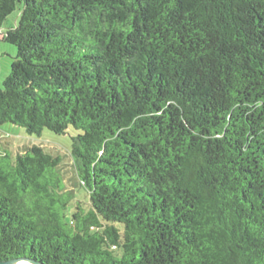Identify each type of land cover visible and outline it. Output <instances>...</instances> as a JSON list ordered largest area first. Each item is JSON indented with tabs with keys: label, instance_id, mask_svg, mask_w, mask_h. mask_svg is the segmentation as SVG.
Returning a JSON list of instances; mask_svg holds the SVG:
<instances>
[{
	"label": "trees",
	"instance_id": "1",
	"mask_svg": "<svg viewBox=\"0 0 264 264\" xmlns=\"http://www.w3.org/2000/svg\"><path fill=\"white\" fill-rule=\"evenodd\" d=\"M0 39V124L75 129L79 185L0 153V261L264 264V0H0Z\"/></svg>",
	"mask_w": 264,
	"mask_h": 264
},
{
	"label": "rangeland",
	"instance_id": "2",
	"mask_svg": "<svg viewBox=\"0 0 264 264\" xmlns=\"http://www.w3.org/2000/svg\"><path fill=\"white\" fill-rule=\"evenodd\" d=\"M19 17V9L16 8L7 15L3 21L4 30L14 26ZM16 55V46L0 39V88L2 81L8 74L10 64ZM77 131L72 127L68 128L65 134H55L44 129L41 134H29L24 127L12 124H0V153H8L15 157L16 153L23 152L32 145L41 146L46 152L53 156H60V164L57 169L66 190L77 193L79 189L73 160L69 153L71 147V136ZM7 162H3L6 165Z\"/></svg>",
	"mask_w": 264,
	"mask_h": 264
},
{
	"label": "water",
	"instance_id": "3",
	"mask_svg": "<svg viewBox=\"0 0 264 264\" xmlns=\"http://www.w3.org/2000/svg\"><path fill=\"white\" fill-rule=\"evenodd\" d=\"M0 264H41L28 258H15L8 261H0Z\"/></svg>",
	"mask_w": 264,
	"mask_h": 264
}]
</instances>
